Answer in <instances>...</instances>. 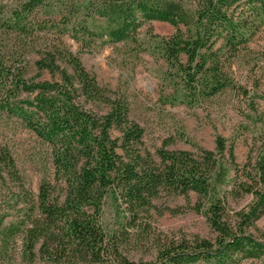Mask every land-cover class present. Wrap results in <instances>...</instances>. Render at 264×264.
Returning a JSON list of instances; mask_svg holds the SVG:
<instances>
[{"label":"trees","instance_id":"obj_1","mask_svg":"<svg viewBox=\"0 0 264 264\" xmlns=\"http://www.w3.org/2000/svg\"><path fill=\"white\" fill-rule=\"evenodd\" d=\"M44 3L22 2L21 12L0 18V25L21 33L24 15ZM79 8L83 19L75 27L83 40L91 39L90 48L98 39L100 45L138 42L139 30L151 21L173 26L172 35L157 36L154 49L186 103L228 89L248 94L230 69L264 31V0H85ZM22 61L9 65L0 57V115L17 117L50 146L55 184L45 179L37 197L24 191L23 220L0 224L3 249L22 234L26 259L45 264H264V231L257 226L264 217V132L257 155L244 165L221 135L214 150H170L166 142L154 155L128 99L101 86L78 54L58 45L45 50L35 61L37 77L48 72L52 79L40 81L25 78ZM22 92L29 97L18 99ZM94 103L107 111L86 107ZM8 179L22 181L0 142V182ZM162 193L188 199L195 193L193 209L206 217L213 236L167 240L155 259H130L105 227L104 206L115 199L137 225ZM245 195L252 202L232 208L230 199Z\"/></svg>","mask_w":264,"mask_h":264},{"label":"rangeland","instance_id":"obj_2","mask_svg":"<svg viewBox=\"0 0 264 264\" xmlns=\"http://www.w3.org/2000/svg\"><path fill=\"white\" fill-rule=\"evenodd\" d=\"M27 0H1L0 18L7 20L12 12H21ZM85 0H45L26 16L25 31L0 25V57L7 64H19L28 80L52 79L48 72L38 76L35 61L54 45L65 46L78 54L85 67L101 86L125 96L131 118L145 129V144L155 155L166 142L167 149L214 150L219 135L234 144L237 161L244 165L257 155L264 132V31L258 33L248 49L232 63L230 75L248 94L228 89L209 99L186 103L182 86L166 77L167 63L154 49L159 37H168L176 29L168 23L151 21L139 30L138 42L100 45L101 40L86 46L75 25L83 19L76 7ZM76 34V35H75ZM83 40V41H82ZM20 93L18 99L28 98ZM1 100V96H0ZM86 107L98 113L107 111L103 103ZM0 142L7 145L14 157L21 182H0V224L20 222L24 218V191L35 197L46 179L55 184L50 146L27 129L15 116L0 115ZM58 186L56 195L62 192ZM197 196L162 193L154 209L141 213L133 225L132 215L115 199L104 206V224L117 235L121 251L130 259L152 260L161 242L172 239L211 237L206 217L193 209ZM253 200L252 195L230 199L234 209H242ZM264 231V217L257 222ZM23 235L19 234L6 249L0 243V264H45L41 258L30 262L25 256Z\"/></svg>","mask_w":264,"mask_h":264}]
</instances>
